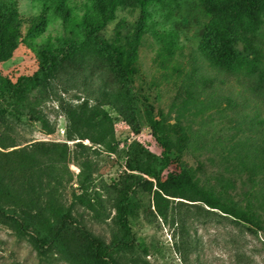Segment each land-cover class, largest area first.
I'll list each match as a JSON object with an SVG mask.
<instances>
[{
    "label": "rangeland",
    "instance_id": "rangeland-1",
    "mask_svg": "<svg viewBox=\"0 0 264 264\" xmlns=\"http://www.w3.org/2000/svg\"><path fill=\"white\" fill-rule=\"evenodd\" d=\"M98 4L0 0V14L14 11L19 43L0 63V264H96L98 251L108 264H264V174L241 169L236 149L256 143L241 122L256 107L243 108L245 94L222 75L202 85L203 104L190 100L187 76L208 67L202 7L155 5L130 82L114 72L109 45L131 39L145 8L121 0L97 30ZM256 16L264 61V5ZM248 38L240 33L235 48L251 60ZM80 112L91 123L86 139L69 121ZM179 171L259 227L177 198L160 219L158 181Z\"/></svg>",
    "mask_w": 264,
    "mask_h": 264
},
{
    "label": "trees",
    "instance_id": "trees-1",
    "mask_svg": "<svg viewBox=\"0 0 264 264\" xmlns=\"http://www.w3.org/2000/svg\"><path fill=\"white\" fill-rule=\"evenodd\" d=\"M126 1L145 8L144 15L137 23V28L131 39L126 38V43L123 45L111 43L109 50L114 56L113 70L118 75V78L132 82L133 76L136 72H139L138 67L136 69V61L145 39V33L149 28L146 24L153 18L155 5L161 3L162 0ZM196 1L208 17L204 27V37L200 44V52L208 67L204 65V67L200 66L193 69V72L200 74V78L197 77V80L194 76H187L190 81V100L203 104L198 97L201 94L202 85L205 81L210 82L211 85L215 84L217 79L219 80L220 75L223 76L224 83L225 81L228 82V87H231V82L239 85V91L245 94L242 97L243 108L250 107L249 104L251 103L256 107L253 111L246 110L241 117V122H244L248 130H252L253 134L256 135V143L236 147L238 149V165L241 169L252 174H264V61L261 60L262 56L258 55L256 58L255 43L256 32L260 28V21L256 16V8L264 5V0ZM120 4L121 0H99L97 8V15H99L97 27L95 26L97 30L102 29L113 17L115 7ZM17 29L18 25L14 19V11L11 10L3 15L0 14V63L8 61L19 48ZM240 33L249 34L247 45L252 49L253 53L255 52V57L251 60L240 55L235 48V40ZM167 45L172 47L175 43L171 42L170 39ZM167 54L171 56L172 52L169 50ZM206 68L210 70L208 74L202 71L201 73L199 72L200 69L204 70ZM209 74H212V76ZM168 77L167 75L165 76V78ZM26 79L32 82L37 81L36 77ZM12 97L21 100L22 93L12 94ZM224 98L228 106H235L234 98L231 96ZM69 118L75 133L82 139H86L84 128L86 131L91 128V123L86 118V115L80 112L78 115L72 114ZM250 133L252 132L250 131ZM162 145L166 149V145L164 143ZM233 150L235 151V148ZM163 153L166 162L168 160L167 149ZM170 198L200 202L210 209L218 210L245 223L256 224L257 227L261 223L260 219L248 210L239 207L231 201H223L213 191L199 187L184 171L175 172L167 178L158 181L157 189L153 195V207L157 216L165 222L168 221ZM95 257L96 264H108L99 251Z\"/></svg>",
    "mask_w": 264,
    "mask_h": 264
}]
</instances>
